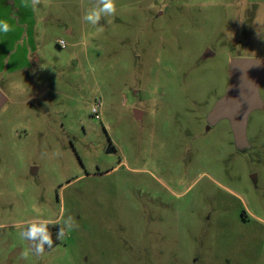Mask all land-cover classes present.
Wrapping results in <instances>:
<instances>
[{"label": "rangeland", "instance_id": "obj_1", "mask_svg": "<svg viewBox=\"0 0 264 264\" xmlns=\"http://www.w3.org/2000/svg\"><path fill=\"white\" fill-rule=\"evenodd\" d=\"M113 3L0 0V264H264V108L243 151L206 120L264 0Z\"/></svg>", "mask_w": 264, "mask_h": 264}, {"label": "water", "instance_id": "obj_2", "mask_svg": "<svg viewBox=\"0 0 264 264\" xmlns=\"http://www.w3.org/2000/svg\"><path fill=\"white\" fill-rule=\"evenodd\" d=\"M229 83L225 93L219 97L206 116L207 128L221 119L229 122L235 149L249 148L246 136L249 114L264 108L259 94L260 83L264 80V59L233 57L228 66ZM0 90V109L6 102ZM138 114V111H134Z\"/></svg>", "mask_w": 264, "mask_h": 264}, {"label": "clouds", "instance_id": "obj_3", "mask_svg": "<svg viewBox=\"0 0 264 264\" xmlns=\"http://www.w3.org/2000/svg\"><path fill=\"white\" fill-rule=\"evenodd\" d=\"M33 5L39 2V0H32ZM99 12L104 13H113L115 12V6L113 3V0H103V7L99 9V11H94L92 13L87 14L84 19L90 21L93 24H96L99 20ZM0 26H2L3 31H8V25L4 21H0ZM68 228L72 227V224H69L67 226ZM26 238L31 239L33 241L37 240L39 238V243L36 244V249L38 252L43 251V245L47 243L49 246L52 245V239L50 234L47 233L46 229L43 226L38 227L35 224H32L28 227L27 231L23 233ZM65 235V229L61 228L57 235V239H63Z\"/></svg>", "mask_w": 264, "mask_h": 264}, {"label": "trees", "instance_id": "obj_4", "mask_svg": "<svg viewBox=\"0 0 264 264\" xmlns=\"http://www.w3.org/2000/svg\"><path fill=\"white\" fill-rule=\"evenodd\" d=\"M41 226H43L46 229L47 233L50 234L51 239H52V245L49 246L47 243H45L43 245V248H50L53 245L57 244L59 242V239H57V235H58V233L62 227L59 224H53V223H43ZM28 227H27V229H28ZM31 241H32L33 245L36 247V244L39 243V238H37V240H35V241H33V240H31Z\"/></svg>", "mask_w": 264, "mask_h": 264}, {"label": "built area", "instance_id": "obj_5", "mask_svg": "<svg viewBox=\"0 0 264 264\" xmlns=\"http://www.w3.org/2000/svg\"><path fill=\"white\" fill-rule=\"evenodd\" d=\"M57 45L58 46H64L65 45V42L63 40H59L57 42ZM100 107V102L97 101L95 102L92 107H91V114L95 115V117H97V112H98V108Z\"/></svg>", "mask_w": 264, "mask_h": 264}, {"label": "flooded vegetation", "instance_id": "obj_6", "mask_svg": "<svg viewBox=\"0 0 264 264\" xmlns=\"http://www.w3.org/2000/svg\"><path fill=\"white\" fill-rule=\"evenodd\" d=\"M209 54H211V52H210V51H206V54H205L204 56H207V55H209ZM228 83H229V79H228ZM227 86H228V85H227ZM226 88H227V87H226ZM225 91H226V89H225ZM224 93H225V92H224ZM224 93H223V94H224ZM223 94H222V95H223ZM222 95H221V96H222ZM221 96H220V97H221ZM218 98H219V97H218ZM136 111H137V110H136ZM136 115H138L137 117H140L139 113L136 114ZM108 149H110V148H108Z\"/></svg>", "mask_w": 264, "mask_h": 264}]
</instances>
